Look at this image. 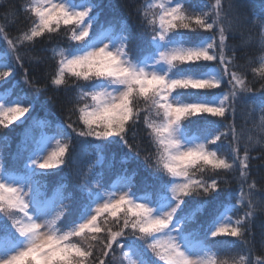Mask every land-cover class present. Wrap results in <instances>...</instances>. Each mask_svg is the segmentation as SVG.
Segmentation results:
<instances>
[{"label": "snow or ice", "instance_id": "1", "mask_svg": "<svg viewBox=\"0 0 264 264\" xmlns=\"http://www.w3.org/2000/svg\"><path fill=\"white\" fill-rule=\"evenodd\" d=\"M101 9L98 0H25L16 35L18 14L4 13L0 81L22 69L24 87L15 98L0 90V129L27 127L10 165L0 148V264H264L248 239L264 213V186L249 182L251 162L264 159V10L249 18L234 0H143V35L133 43L132 26L101 22ZM249 23L259 29V54L241 64L248 40H228ZM54 36L42 49L50 58L28 55ZM26 58L54 60L47 84L29 75ZM48 84L65 94L63 120L33 116ZM47 102L53 97L40 104L46 113ZM238 113L252 129L236 131ZM115 147L127 150L121 164L143 153L149 177L137 184V170L122 168L105 181L95 169ZM88 148L95 159L80 169ZM114 160L112 152L109 170ZM49 177H58L51 187ZM222 186L227 201H217Z\"/></svg>", "mask_w": 264, "mask_h": 264}, {"label": "trees", "instance_id": "2", "mask_svg": "<svg viewBox=\"0 0 264 264\" xmlns=\"http://www.w3.org/2000/svg\"><path fill=\"white\" fill-rule=\"evenodd\" d=\"M25 0H0V24L6 23L4 20V13L9 11L10 9L15 10L18 14L19 18L16 19L15 23L9 28V31L12 35H16L19 31H21L25 27V20L23 13H21L20 5L23 4ZM101 3L102 9L100 10V21L105 22L112 20L113 22H118L120 20H126L129 25L132 26V37L133 43H138L140 41L143 32L140 28L137 27L139 22L137 16V8L140 4L143 3V0H98ZM235 4L239 6V12L241 14L247 15L251 18L252 13H259L264 10V0H234ZM111 4L113 7H109ZM11 19V17L9 18ZM249 36L252 38L249 40ZM60 40V37L54 36L51 42L46 40H41L36 43L35 47L28 52L29 56H42L45 58H50L52 56L51 51H42V49H51L53 45H55ZM244 40H248L246 45L242 47H238L237 55L239 57L238 63L245 64L247 57H254L259 54V29L254 27L251 23L247 24L241 32H236L233 36H231L228 40L230 45L241 46ZM2 46V44H0ZM131 47V45H130ZM24 50H22L23 52ZM25 67L29 70V75L35 77L40 85H45L48 83V80L45 76L46 69H54V60L46 59V63L37 65L35 62L29 63L27 58L25 59ZM23 75V70L17 71V73L12 77L8 82L0 81V90L8 89L12 93V98H15V95L20 94L21 89L24 87L21 77ZM248 78L252 80V73L248 72ZM258 80V78H257ZM19 82V83H18ZM255 88L260 87V82H257L253 85ZM53 97L54 102H47V113L45 109L41 108L40 104L44 103L47 100V97ZM257 100L261 99L259 93L256 96ZM38 103L36 104L35 110L33 112V116L37 117L40 120L48 119L53 120L55 117H59L61 120L64 119V112L61 110L63 106L67 105V100L63 91L57 92L55 91L50 84H48V92L42 93L38 97ZM231 119V118H230ZM255 120L258 121L259 114L254 117ZM223 123H228V121H224ZM236 131L240 132L244 130L247 132L252 129V122L249 120L248 123H245V118L241 115H237L235 120ZM27 127V124H19L16 122V125L10 126V129H0V137L6 136L8 137L7 146L4 145V141L0 140V148L3 149L5 154L6 162L10 165L12 163L11 157L16 152L17 146L22 139L23 131ZM221 130L224 128L221 126ZM38 131V129L36 130ZM228 139H231V133H229ZM140 140L144 145L147 144V137L144 132L140 133ZM227 141L221 143V147L224 148ZM73 152L79 151V145L73 142ZM126 149L122 147H115L110 151L104 153L105 160L104 165L101 168L100 166L96 167V171H103L105 181L114 180L116 178L115 174L121 170L122 168H127L129 174L133 171V169L137 170V175L135 177V181L139 184L145 178H148L150 175V170H146V167L143 163V153L140 160L129 161L127 164H121V156ZM112 152H115V160L113 161V167L111 170L108 169L107 165L109 160L112 157ZM257 152H253L252 155H257ZM95 159L94 150L92 148H88L87 154H85L79 162L78 167L80 169H85L89 162ZM251 169V177L250 181L255 180L258 184V188L264 186V159L253 160ZM69 169H65L64 172L67 173ZM63 175V173L61 174ZM58 177H49L47 183L51 187ZM68 185L70 191L73 192L74 195L79 196L78 190L75 188L76 181L73 180L71 176L65 181ZM232 187L238 188V186L233 183ZM246 190V189H245ZM229 197L227 186H222V189L217 197V201H227ZM195 200H200V197L194 198ZM209 210H211V206H209ZM240 213H236L233 215V218H237ZM250 232L251 235L248 236L250 241L249 247L252 248L254 256L264 257V213H257L255 218L250 222ZM222 240L233 242L235 238L224 237ZM226 247V246H225ZM240 245L236 244V247L232 250L233 252L239 251ZM119 256V253H117Z\"/></svg>", "mask_w": 264, "mask_h": 264}]
</instances>
